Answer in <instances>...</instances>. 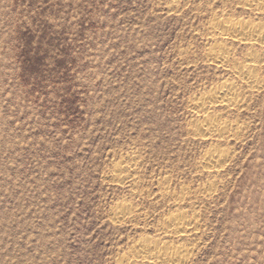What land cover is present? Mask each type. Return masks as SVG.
I'll return each instance as SVG.
<instances>
[{"label": "rangeland", "instance_id": "rangeland-1", "mask_svg": "<svg viewBox=\"0 0 264 264\" xmlns=\"http://www.w3.org/2000/svg\"><path fill=\"white\" fill-rule=\"evenodd\" d=\"M186 1L0 0V264H143L133 245H179L177 213L199 223L186 264H264V89L209 114L237 127L226 146L192 134V101L231 79L208 23L253 15Z\"/></svg>", "mask_w": 264, "mask_h": 264}, {"label": "bare ground", "instance_id": "bare-ground-1", "mask_svg": "<svg viewBox=\"0 0 264 264\" xmlns=\"http://www.w3.org/2000/svg\"><path fill=\"white\" fill-rule=\"evenodd\" d=\"M182 1L169 0L170 9L173 6H178ZM242 5L245 11L253 15L250 18L255 17V15L258 16L259 14L260 16L261 14L264 15V0H245ZM250 18L224 16L222 19L212 20L208 23L209 41L207 42L210 43L208 45L206 44L207 47L204 53L206 58L205 62H209L215 68L227 69V74H229L231 79L227 78L221 83L218 82L219 84L216 87L209 89L203 95H199V98L192 101L191 107L194 112L205 113L201 117L196 116L197 118L192 119V134L195 137H200L205 140L219 142L221 143L220 147L222 145L226 146L227 142L225 140L234 134L233 132H235L237 127H233L234 124L231 125L223 121L219 116L217 118L209 114L217 110L229 111L231 108L241 107L244 103V94L259 93L264 89V77L262 76V70L264 68V25L259 22L257 23V21L254 22ZM235 45L243 49L241 57H238L232 51ZM220 147L217 146L214 149L207 150L201 167H199L200 169L202 168V170H206L210 174L219 173V170L227 162V156L219 149ZM121 173V167L119 168L118 166L112 169L111 175L118 179ZM129 183L131 182L129 181ZM213 185L214 183H210L205 186H208L210 191ZM185 197L183 194L178 199L183 201ZM113 214L117 221L131 216L130 210L124 207L116 209ZM198 227L199 223H197V218H190L181 213L173 214L163 219L161 230L164 233L162 235L169 234L174 236L179 242L178 246L174 248L161 246L162 244H157L158 241L147 239L133 245L131 252L140 257L141 263L143 264H186L184 256H187L193 249H191L193 242L191 238L193 239L197 235H195L196 232H192ZM158 232L160 233V231ZM135 263L127 257H122L118 264Z\"/></svg>", "mask_w": 264, "mask_h": 264}]
</instances>
